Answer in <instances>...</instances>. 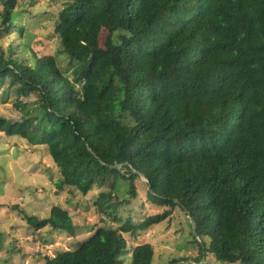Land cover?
Listing matches in <instances>:
<instances>
[{"label": "trees", "instance_id": "trees-1", "mask_svg": "<svg viewBox=\"0 0 264 264\" xmlns=\"http://www.w3.org/2000/svg\"><path fill=\"white\" fill-rule=\"evenodd\" d=\"M1 2L0 42L18 41L17 1ZM54 31L77 63L71 77L49 55L29 64L0 44V103L13 96L23 112L16 123L0 117V132L46 146L60 192L110 184L95 203L106 216L119 207L118 182L134 198V171L144 175L151 203L196 221V264L203 253L205 264H264V0H69ZM171 214L99 228L46 264H123V234L135 239ZM23 217L35 232L74 235L61 207ZM131 258L153 264L154 248L134 247Z\"/></svg>", "mask_w": 264, "mask_h": 264}, {"label": "rangeland", "instance_id": "rangeland-1", "mask_svg": "<svg viewBox=\"0 0 264 264\" xmlns=\"http://www.w3.org/2000/svg\"><path fill=\"white\" fill-rule=\"evenodd\" d=\"M16 1L15 23L24 31L18 41L5 38L0 42L6 53L16 47L15 56L28 60L29 64L34 63L35 55H49L71 77L77 63L61 53L54 31L59 14L69 0ZM2 10L0 0V13ZM13 99L11 96L8 103H0V117L16 123L23 119V112L15 107ZM59 178V170L46 146H32L25 139L0 132V264H46V258L77 249L99 228L119 229L128 218L139 223L169 210L172 214L165 221L141 232L135 239L123 234L129 247V254L121 258L123 264H131L132 249L145 243L154 248L153 264H168L181 258L193 261L200 256L199 245L193 243L188 214L180 207L172 209L151 203L144 177L135 182L134 198L128 193L129 184L123 180L118 182L115 194L119 207L116 212H108V216L100 213L95 203L101 193L111 191L110 184H95L84 196L68 187L58 191L55 184ZM16 206L23 213L14 209ZM54 207H61L70 215L74 235L51 226L35 232L23 217L27 214L47 219ZM203 242L209 245L207 238H203ZM207 264L219 263L210 256Z\"/></svg>", "mask_w": 264, "mask_h": 264}, {"label": "water", "instance_id": "water-1", "mask_svg": "<svg viewBox=\"0 0 264 264\" xmlns=\"http://www.w3.org/2000/svg\"><path fill=\"white\" fill-rule=\"evenodd\" d=\"M113 169H116V170H120L122 168V165H115V166H112ZM135 173L139 174L141 177H144V175L140 174L139 172L137 171H134ZM145 178V177H144ZM188 214V217L190 218V221H191V224H192V229H193V233H194V236L196 237V239L201 243L202 247H203V244L199 238V235L197 233V223L196 221L194 220V218H192V216L190 215L189 212H186ZM203 251H204V248H203ZM205 263V255L203 253V259H202V262L200 264H203ZM181 264H196L194 261L192 260H188V261H185V262H181Z\"/></svg>", "mask_w": 264, "mask_h": 264}]
</instances>
